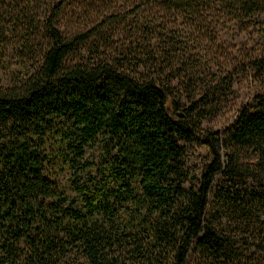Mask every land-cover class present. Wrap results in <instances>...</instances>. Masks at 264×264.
<instances>
[{"label":"trees","instance_id":"obj_1","mask_svg":"<svg viewBox=\"0 0 264 264\" xmlns=\"http://www.w3.org/2000/svg\"><path fill=\"white\" fill-rule=\"evenodd\" d=\"M261 16L264 0H0V70L18 68L0 86V264H264V53L222 132L200 129L213 90L183 106L172 85L195 77L174 70L187 33ZM185 144L210 158L195 182Z\"/></svg>","mask_w":264,"mask_h":264},{"label":"rangeland","instance_id":"obj_2","mask_svg":"<svg viewBox=\"0 0 264 264\" xmlns=\"http://www.w3.org/2000/svg\"><path fill=\"white\" fill-rule=\"evenodd\" d=\"M215 23L209 28L212 40L195 37L187 33L186 49L174 66L177 72L193 69V81L178 75L173 82L174 97L180 98L183 106L197 100L203 90H213L212 97L219 100L217 111L200 123V129L222 132L232 120L236 109L248 104L258 83L253 81L251 72L246 68L248 60L264 53V17L252 19L243 26L234 23ZM176 31L185 28L177 23ZM160 45V46H159ZM159 48L162 46L158 43ZM12 64L0 70V86L7 85ZM21 74L20 71H16ZM194 84V86L192 85ZM191 88V89H190ZM189 90V91H188ZM184 161L188 168L190 181L195 182L198 174L210 161L207 151L196 144H185ZM64 180V175H59ZM224 179L219 184L224 186ZM250 181L247 182V185Z\"/></svg>","mask_w":264,"mask_h":264}]
</instances>
